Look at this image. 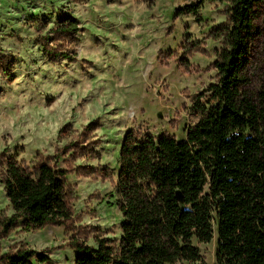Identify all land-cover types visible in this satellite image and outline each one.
I'll list each match as a JSON object with an SVG mask.
<instances>
[{
    "label": "rangeland",
    "instance_id": "374dc122",
    "mask_svg": "<svg viewBox=\"0 0 264 264\" xmlns=\"http://www.w3.org/2000/svg\"><path fill=\"white\" fill-rule=\"evenodd\" d=\"M199 1L0 0V56L10 60L0 72V157L5 152L4 160L29 163L38 153L75 154L61 164L70 168L72 186L71 219L64 225L4 227L14 212L0 183V257L29 248L47 253L54 264H75L76 242L120 239L124 218L110 195L126 133L185 139L200 119L195 104L208 101V94L199 95L217 81L212 64L216 49L225 46L230 6L204 0L197 14H177ZM257 11L252 93L264 89V1ZM64 16L77 18L82 31L60 46L51 29ZM46 41V49L76 50L75 62L53 60L44 52ZM88 126L94 131L86 132ZM107 170L113 177L104 175ZM214 229L210 243L193 240L206 264L217 263L216 220Z\"/></svg>",
    "mask_w": 264,
    "mask_h": 264
},
{
    "label": "trees",
    "instance_id": "16d2710c",
    "mask_svg": "<svg viewBox=\"0 0 264 264\" xmlns=\"http://www.w3.org/2000/svg\"><path fill=\"white\" fill-rule=\"evenodd\" d=\"M227 1L225 46L216 49L212 64L217 81L199 95L208 94V101L195 104L198 123L181 140L167 132L126 133L118 183L110 195L124 218L122 236L99 239L95 246L76 242L75 264H206L193 240L210 243L215 220L216 264H264V89L248 91L257 7L264 0ZM203 2L177 14H197ZM81 31L72 16L60 18L51 29L60 46ZM47 41L44 52L53 60L75 62L76 50L69 55L46 49ZM9 66L10 60L0 56V72ZM68 154L63 149L38 153L28 163L4 160L2 153L0 183L14 212L4 227L21 224L31 231L70 221L71 172L61 166L71 163L75 154ZM108 171L104 175L113 177ZM0 264L54 263L47 253L24 248L0 257Z\"/></svg>",
    "mask_w": 264,
    "mask_h": 264
}]
</instances>
